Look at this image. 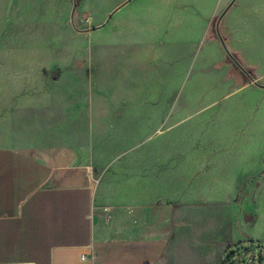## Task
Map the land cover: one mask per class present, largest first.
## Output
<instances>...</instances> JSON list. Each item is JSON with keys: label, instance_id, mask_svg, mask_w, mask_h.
<instances>
[{"label": "rangeland", "instance_id": "1", "mask_svg": "<svg viewBox=\"0 0 264 264\" xmlns=\"http://www.w3.org/2000/svg\"><path fill=\"white\" fill-rule=\"evenodd\" d=\"M124 1L77 0L75 27L74 0H0V146L76 154L138 204L227 200L264 237V0L220 23L247 72L216 30L233 0H131L91 29ZM260 245L223 264H264Z\"/></svg>", "mask_w": 264, "mask_h": 264}, {"label": "crops", "instance_id": "2", "mask_svg": "<svg viewBox=\"0 0 264 264\" xmlns=\"http://www.w3.org/2000/svg\"><path fill=\"white\" fill-rule=\"evenodd\" d=\"M246 230L227 200L138 204L76 154L0 146V264H223L231 244L264 238Z\"/></svg>", "mask_w": 264, "mask_h": 264}, {"label": "water", "instance_id": "3", "mask_svg": "<svg viewBox=\"0 0 264 264\" xmlns=\"http://www.w3.org/2000/svg\"><path fill=\"white\" fill-rule=\"evenodd\" d=\"M131 0H126L124 1L122 4H120L116 9H114L112 12H110V14L108 15V18L106 19V21L101 24L100 26H97V27H92L91 29L92 30H95L99 27H102V26H105L109 20L112 18V16L114 15V13L116 11H118L121 7H123L124 5H126L128 2H130ZM236 0H233L229 5L228 7L220 14V16L218 17L217 19V22H216V30H217V33L221 39V42L226 50V52L228 53V55L235 61V63L243 69V71L247 72V70L243 67V65L240 63V61L236 58V56L230 51V49L228 48L227 44H226V41H225V38L223 37L221 31H220V23H221V20L223 18V16L227 13V11L230 9V7L235 3ZM76 8H77V0H74V5H73V9H72V13H71V21H72V24L75 26V23H74V14H75V11H76ZM76 27V26H75ZM250 75V74H249ZM252 80L254 82H257V80L252 77ZM260 253H262V250L260 251Z\"/></svg>", "mask_w": 264, "mask_h": 264}, {"label": "trees", "instance_id": "4", "mask_svg": "<svg viewBox=\"0 0 264 264\" xmlns=\"http://www.w3.org/2000/svg\"><path fill=\"white\" fill-rule=\"evenodd\" d=\"M234 55L239 59V60H241L240 58H239V56L236 54V53H234ZM249 71L253 74V71L251 70V69H249ZM244 78H245V80H248V77L245 75V73H244ZM260 248H261V250H262V255H264V246L263 245H260Z\"/></svg>", "mask_w": 264, "mask_h": 264}]
</instances>
